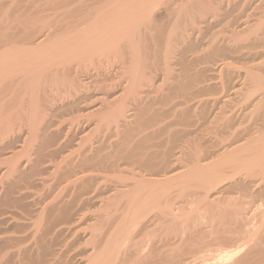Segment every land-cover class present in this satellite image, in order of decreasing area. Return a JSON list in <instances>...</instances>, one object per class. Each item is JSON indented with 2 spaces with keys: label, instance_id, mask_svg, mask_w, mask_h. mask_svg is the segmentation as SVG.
<instances>
[{
  "label": "bare ground",
  "instance_id": "bare-ground-1",
  "mask_svg": "<svg viewBox=\"0 0 264 264\" xmlns=\"http://www.w3.org/2000/svg\"><path fill=\"white\" fill-rule=\"evenodd\" d=\"M1 2L0 264H264V0Z\"/></svg>",
  "mask_w": 264,
  "mask_h": 264
},
{
  "label": "rangeland",
  "instance_id": "rangeland-1",
  "mask_svg": "<svg viewBox=\"0 0 264 264\" xmlns=\"http://www.w3.org/2000/svg\"><path fill=\"white\" fill-rule=\"evenodd\" d=\"M0 1H2L1 3H6L5 1H7V3L10 1V0H0ZM27 1H29V2H32L33 0H27ZM36 1V0H35ZM39 1H46V0H39ZM72 1H74V2H76L77 0H72ZM79 1V0H78ZM1 12V11H0ZM130 61V60H129ZM130 64V63H129ZM244 69V68H243ZM245 70V69H244ZM114 74V73H113ZM169 118V119H168ZM167 119L166 118H161V121L159 122V125L157 124V126H164V125H166L167 124V122L168 123H170L171 121H170V118L172 119V117H168ZM156 125L153 127V128H155V127H157ZM110 137V138H109ZM109 137H108V135H107V142H105V144H107V146L109 145H111V143L110 142H112V140H113V138L115 137V135H113V136H111V134L109 135ZM111 137H112V140H110L111 139ZM162 138V137H161ZM109 141V142H108ZM108 143H110V144H108ZM109 148H107V151L106 150H104L103 152H101V154H105V151H106V153H108L109 152ZM16 202H14V203H8V205H10V210L11 209H13V211L11 210V212H17V214L19 215H23L22 217H24V218H33V217H35V215H36V213H34L35 211H32L33 209H34V207L35 206H29V205H26V204H22V203H16ZM22 204V205H21ZM15 205H17V206H14ZM18 205H19V207H18ZM26 206H27V208H26ZM3 206H1L0 207V209L2 208ZM5 207H7L6 205H4V207L0 210V211H3V210H7V209H9V207H7V208H5ZM14 207V208H13ZM17 207V208H16ZM20 207H22V208H20ZM31 207H32V209H31ZM20 209V210H19ZM29 209H30V212H29ZM5 210V211H6ZM10 210H9V212H10ZM15 210V211H14ZM16 210H19V211H21L20 213H19V211H16ZM34 210H36V207H35V209ZM8 211V210H7ZM32 211V212H31ZM23 213V214H22ZM27 213V214H26ZM30 216H29V215ZM34 214V215H33ZM7 215V214H6ZM25 215H26V217H25ZM28 215V216H27ZM5 215H3L2 217H4ZM1 218V217H0ZM14 219H16V217L14 218ZM12 223H11V222ZM9 222L7 221V222H5V223H1L0 224V235H6L7 237L8 236H10V237H4L3 238V236H2V239H5V240H3V243L2 242H0V252H1V250L3 249V252H6V251H9L8 249L10 248V247H7L8 246V244L7 243H9V239L13 236L12 234H14V236L15 235H17V233L18 232H20V231H22V230H24L18 223H17V221H15V220H13V219H11ZM19 222V221H18ZM8 223H9V225H8ZM15 223V224H14ZM5 224V225H4ZM11 224V225H10ZM19 226H18V225ZM2 225V226H1ZM5 226V227H4ZM13 226V227H12ZM7 227V228H6ZM20 228H22V229H20ZM18 229V230H17ZM19 229H20V231H19ZM7 230H9V231H7ZM14 230V231H13ZM10 232H11V234H10ZM3 233V234H2ZM16 233V234H15ZM12 235V236H11ZM1 237V236H0ZM8 241V242H7ZM12 241H10V243H11ZM5 246H4V245ZM7 244V245H6ZM2 245V246H1ZM5 248V249H4Z\"/></svg>",
  "mask_w": 264,
  "mask_h": 264
}]
</instances>
